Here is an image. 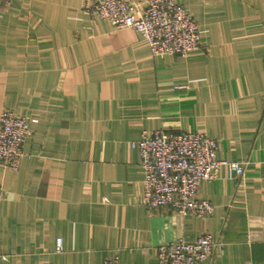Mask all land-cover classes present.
<instances>
[{
	"label": "crops",
	"instance_id": "0c3cea01",
	"mask_svg": "<svg viewBox=\"0 0 264 264\" xmlns=\"http://www.w3.org/2000/svg\"><path fill=\"white\" fill-rule=\"evenodd\" d=\"M83 2L0 5V113L31 122L18 170L0 168V264H158V246L203 233V264H264V0H177L199 29L187 57L152 56ZM157 130L206 132L248 163L199 184L212 214L142 204L132 143Z\"/></svg>",
	"mask_w": 264,
	"mask_h": 264
},
{
	"label": "built area",
	"instance_id": "2783aa9c",
	"mask_svg": "<svg viewBox=\"0 0 264 264\" xmlns=\"http://www.w3.org/2000/svg\"><path fill=\"white\" fill-rule=\"evenodd\" d=\"M12 0H0L9 6ZM83 11L108 21L115 28H130L147 42L152 56L187 57L201 50L198 25L177 0H84ZM180 88V87H175ZM30 121L11 110L0 113V168L17 171L23 146L31 133ZM132 147L138 151L144 172L141 202L149 210L166 208L180 215L204 218L213 213L212 204L199 198L201 182L218 177L222 168L242 177L247 162L217 157V141L206 132L168 133L143 131ZM3 188L0 183V201ZM60 246V240L57 241ZM211 234L194 242L173 241L157 247L158 264H203L214 250ZM103 264H121L117 255Z\"/></svg>",
	"mask_w": 264,
	"mask_h": 264
}]
</instances>
